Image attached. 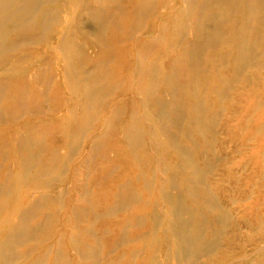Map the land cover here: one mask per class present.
Wrapping results in <instances>:
<instances>
[{"label":"rangeland","instance_id":"rangeland-1","mask_svg":"<svg viewBox=\"0 0 264 264\" xmlns=\"http://www.w3.org/2000/svg\"><path fill=\"white\" fill-rule=\"evenodd\" d=\"M135 1L114 0L110 12L104 14L106 18L77 24L76 29L74 24H67L63 40L61 38L56 42L55 37L60 33L62 25L55 24L50 19L52 22L46 30V39L44 37L39 41L40 44L27 45L24 51L19 45L11 46L0 58V71L10 68V73L1 76V86L9 90L16 79L22 77L23 82L24 76H29L32 80L27 83L26 107L33 111L34 99L38 108L35 115L29 111L23 115L17 108L11 106L7 97L0 99V185H5V188L0 190V217L11 223L15 217L14 210L19 207L17 203L20 194H23L24 190L35 189V183H38V186L48 184L49 193L61 196L59 207L48 205L42 209L35 208L30 218L32 219L30 227L41 223L46 216L55 218L57 222L47 223L44 228L35 232L36 241L23 243L16 248L19 253L28 252V256L16 264H33V260L36 259L37 264H50L53 259L51 252L59 253L62 259L59 260V264H93L91 259L77 258V254L71 249L72 244L74 248L75 245H80L96 249L95 264H149L148 260L152 255L158 262L161 259L163 264L173 263L165 256V247L162 246L164 239L161 234L165 225L155 226L152 221L153 217L158 219L157 217L162 215V205L154 208L155 205L149 203L153 204V200L160 198L155 188L164 178L161 175L162 168L172 166L177 157L170 150H164L166 147L160 146L162 137L161 141H157L159 149L154 148L155 153L151 151L149 131L157 122L151 115L155 105L154 103L141 105V99L145 98L141 90L149 83L148 80L145 81L147 77L154 81L149 94L146 93L147 98L157 96V87L162 86L163 67L168 64L170 51L162 42H153V48L145 54L146 66L151 63L152 70L143 73L141 79L144 81L137 79L136 88H131L129 70L134 61L132 54L131 57L129 55L133 44L131 38L135 36V32L132 31L137 27L135 19L132 18L136 13H131L135 5L131 4ZM154 2L157 4L159 0ZM42 5V9L45 10L49 4ZM63 5L64 0L49 5L56 9L55 19L62 20L65 17L72 19L71 9ZM76 20L81 21L79 17H76ZM153 20L154 17L149 18L147 22L143 19L139 25L144 22L148 24ZM9 27L13 28L11 25ZM16 38L15 34L7 35L6 42L11 43ZM155 48L158 49L157 54ZM74 50L75 57L71 60L63 57V53L72 54ZM227 50L228 48H221L219 52ZM102 57H105L104 68H98L96 64ZM203 57L201 53H197L193 62L199 63L193 71L207 75V81L216 86L215 89H199L207 107V116L213 121L216 136L211 145L207 146L202 138L193 134L197 132L196 127L185 118L180 119V112L175 107L173 108L175 111L164 109L161 119L165 123L167 133L176 139L179 145L191 144L193 140L198 146V157L203 161L212 162L211 171L205 180L209 185L210 181L211 185L214 183L215 188L211 190L222 211H227L232 216V222L230 228L224 226L220 228L217 224L209 227L212 230L222 229L225 233L233 229L237 235L232 241V249L241 247L242 240L248 239L246 235H254L256 241L262 242L261 246H264V64L256 69L246 68L242 73L246 82L238 84L241 78L233 79V88L227 89L219 87L213 76L203 71L205 67ZM257 59L264 61L261 57ZM155 61L158 64L154 63ZM157 67H162V70L158 71V76L154 70ZM62 69H73L75 77L65 75ZM99 73L105 77L104 80ZM77 78L80 85L75 83ZM178 81L186 83L185 77L182 76ZM197 83L200 85L198 79ZM84 87H90L88 90L93 93L91 98L93 108L86 113L72 108L73 104L79 102V99L74 97L75 91L78 93L84 91L86 90ZM33 89L42 92V95L34 96ZM175 91L176 97L177 87ZM189 93L190 89L184 85L180 89V100L182 101L183 97L187 100ZM132 96L138 101L137 105L133 102ZM65 102L68 104L65 105ZM182 104L186 109L185 100ZM101 105L105 110L95 109L102 107ZM180 107L179 105V109ZM112 110H115L116 115L109 118V129L100 132L98 130L102 126L100 117ZM131 111L135 113L133 122L129 121ZM83 117L97 129L93 131L92 125L86 123L85 132L78 135L77 131L75 135L74 128L79 123L77 120ZM70 119L71 123L68 121ZM66 121L71 134L68 137L60 134L62 129H65L63 125ZM33 124H38L39 129H28ZM129 125L139 134L135 137L136 142L132 144L133 155L123 148L121 140L122 132ZM23 129L28 133V137L42 143V146L37 145L33 150L37 155L34 161L36 166L28 168L24 173L15 164L18 156L11 147L18 137V131ZM92 135L98 136L95 141V155L87 158L86 150L89 148ZM71 148L73 150L69 151ZM243 153L248 154L250 159H256L257 164L254 165L250 160L243 161L241 159ZM116 164L122 166L121 172L116 170ZM224 169L226 171H223ZM60 172L62 177L59 178ZM186 172L185 169H178L175 172L170 167L164 174L172 179L173 185L179 186L185 185ZM30 180L35 182L31 183ZM19 181H23L24 184L21 182L18 184ZM125 181H132L133 192L139 197V201L131 206L121 207L115 214L110 215L108 209L113 206L111 194L116 190L115 186L118 183ZM166 190L170 196L181 197L187 205H194L187 194L179 193L175 187L169 186ZM127 194L126 191L123 192L124 197ZM224 196L229 200L226 201ZM257 197L258 204L254 209L251 208L253 210L247 211L248 217L258 218L262 223V227L256 233L246 223L239 224L240 220L237 218L240 206L236 200H245L243 204L247 205ZM70 209L76 214L70 215ZM198 209L196 213L203 215L204 221L210 223L213 212L202 207ZM260 210L263 211L261 216ZM37 214L42 217H38ZM140 214L146 215L141 225L134 221L135 215ZM120 234L123 237L122 242L119 240ZM204 238H210L207 229ZM116 243L119 245L115 247ZM226 246L227 241L222 238L215 252L201 257L199 263H225L228 249ZM244 248L250 251V244L246 243ZM131 252H135L134 257Z\"/></svg>","mask_w":264,"mask_h":264},{"label":"bare ground","instance_id":"bare-ground-1","mask_svg":"<svg viewBox=\"0 0 264 264\" xmlns=\"http://www.w3.org/2000/svg\"><path fill=\"white\" fill-rule=\"evenodd\" d=\"M56 1L59 0H0V58L11 46L19 45V48L24 51L27 45L40 44L39 41L44 39L48 25L52 22L50 19L55 24L61 23L62 25L60 33L55 37L56 42L61 38L63 40L64 29L67 24H74L76 29L77 24H82L92 19L97 20L98 18L102 20L106 18L104 14L110 12L114 3V0H93V2L92 0H64V5L71 9L73 17L72 19L65 17L62 20H58L55 19L56 9L49 6ZM42 4H49L47 5L48 8L43 10ZM131 5H135L131 13H136V16L133 15L132 18L137 23V27L132 31L133 33L135 32V36L131 38L133 39V44L130 48L131 53L129 55L131 57L132 54V60L134 61L129 70V77L132 81L131 88H136L135 81L137 79L142 80L143 73L152 70L151 63L149 66H146L147 60L145 59V54L146 51H150L153 48V42H162L164 47L170 51L168 53V64L166 67H163L161 78L162 86L157 87V96L147 98L146 93L149 94V90L154 83L148 77L145 81L148 80L149 83L145 84L141 90L145 97L141 99V105L145 106L151 103L155 105V109L151 110V115L157 122L149 131V141L152 142L151 151L155 153L154 148L158 147L159 149L157 141H161L162 137L160 146L166 147L164 150H170L177 157V161L172 166L162 168L163 173L161 175L164 178L156 184L155 188L160 198L153 200V204L149 203L150 205H155L154 208L162 205V215L157 217L158 219L153 217L152 221L155 226L157 224L165 225L161 234L162 239H164L162 246L165 247V256L171 259L172 264H200L199 259L215 252L221 239L225 238L227 241L226 249H228L227 261L223 264H264V246H261L262 242L256 241L257 238L254 235H246L248 239L242 240V246L232 249V241L237 235L233 229L225 233L222 229L212 230L209 227V225L217 224L219 227L224 226L225 228H230L232 222V216L227 211H222L216 196L211 190V188H215L214 183L211 185L212 182L210 181L209 185L205 180L206 175L211 171L212 162L203 161L198 157V146L195 145L193 140L191 144L179 145L176 139H173L167 133L165 123L161 119V113L164 109H173L175 107L180 112V119L185 118L196 127L198 133L193 132V134L196 137L202 138L207 146L211 145L216 135L214 126L212 125L213 121L207 116V107L204 105L203 97L200 95L199 89H215L216 86L214 87L210 81H207V75H202L198 72L194 73L193 70L199 62L194 63L193 59L197 53H201L204 56L205 67L203 71L211 74L217 81L219 87L231 89L233 88L232 80L238 78H241L238 80V84L246 82V78L242 74L243 71L249 67L255 69L260 68L264 64V61L257 59L261 57L264 60V0H159L157 4L154 0H136ZM76 17H79L81 21H77ZM151 17H154L153 21L148 24L144 22L139 25L143 19H146L147 22ZM10 25L13 28H10ZM77 33H79L78 30ZM131 33L128 34L129 38L131 37ZM11 34L17 35V38L11 43L6 42L7 35ZM221 48H228V50L226 52H219ZM156 51L158 52L157 48H155ZM63 57L66 60H71V58L75 57V50L72 54L63 53ZM104 60L105 57L100 58L96 67L104 68ZM154 63L158 64L156 61ZM154 70L157 71L158 76V71H161L162 67H157ZM62 72L65 75L75 77L73 69H62ZM7 73H10V68H6L5 71H0V81L1 76ZM181 76L185 77L186 83L178 81ZM100 77L103 80L105 78L101 74ZM21 78L16 79L9 90L1 86L0 83V99L7 97L11 106L17 108L20 114L24 115L25 112L27 113L29 111L26 107L28 102L27 83L32 78L25 75L23 82H21ZM196 78L200 81V85L197 83ZM75 83L80 85L79 78L75 79ZM184 85L190 89L187 100L184 97L182 98V101L185 100L186 109H184L182 101L180 100V89ZM175 87H177L176 97ZM88 88L90 87H84L86 90H81L79 93L75 91L74 97L78 98L79 102L73 104L72 108L75 107L77 111L84 113L93 108L91 106L93 93ZM33 90L32 93L34 96L37 94L38 96L42 95V92ZM209 92L212 91L209 90ZM138 93L141 94L140 92ZM34 96L32 97L34 98ZM132 98L135 105H137L138 101L133 96ZM130 100L128 99V101ZM32 102L35 113L33 111L29 112L35 115L38 113L37 102H34V99H32ZM65 103V105L68 104V102ZM179 105L181 106L180 109ZM95 109L105 110V107H95ZM173 110L175 111V109ZM112 111L100 117V125H102L98 129L100 132H105L109 129V118H114L116 115L115 110ZM134 119L135 113L131 111L129 113V121L133 122ZM71 120L68 121L71 123ZM77 122L79 123L74 128L76 131L75 135H77V131L78 135L80 133L83 134L87 127L85 124H91L86 117L77 120ZM37 125L33 124L28 129L38 130L39 127ZM63 127L65 129H62L60 134L68 137L70 131L67 121ZM132 127L129 125L125 128L122 132L121 140L123 148L133 155L132 144L136 142L135 137L139 134ZM91 129L95 131L97 128L92 125ZM17 134L18 137L11 147L18 156L15 164L24 173L28 168H34L36 166L34 161H36L37 155L33 150L37 148V145L42 146V143H40V140L28 137V133L24 129L18 131ZM97 138L98 136L92 135L89 141V148L86 150L87 158L95 155L94 148ZM186 138L189 139L188 136ZM65 141L67 142V139ZM75 142L76 140L74 139ZM72 150L71 148L69 151ZM250 158L246 153H243L241 157L243 161L250 160L256 165L257 160ZM152 161L157 162L155 160ZM170 167L175 172L178 169H185L187 171L184 180L185 185L175 186L173 185L172 179L169 176H165L164 173ZM116 170L121 172L122 166L117 165ZM223 171H226V169ZM58 177H62L61 172ZM30 181L31 183L35 182V180ZM20 182L22 185L24 184L23 181H19L18 184ZM169 186L175 187L179 193L183 192L187 194L194 205H187L181 197L170 196L166 190V187ZM3 187L5 188V185H0V190ZM38 187L44 191H40ZM115 187L116 190L111 194L113 206L108 209L110 215L115 214L121 207L131 206L139 201V197L133 192L132 181L118 183ZM48 188H50L48 184L42 186L39 184L38 186V183H35V189L24 190L23 194L19 192L20 196L17 203L19 207L14 210L15 217L13 221L8 223V221L0 217V264H16L18 261L25 259L28 256V252L19 253L16 251V248L23 243L26 244L36 241L34 238L35 232L44 228L47 223L55 224L57 222L55 218L51 219V217L46 216L36 226H29L32 220L30 218L36 207L42 209L48 205L54 207L60 206L61 196L59 194L54 195L49 193L47 191ZM124 191L128 193L126 197L123 195ZM224 197L226 201L229 200L227 196ZM77 200H79V197H77ZM244 201L236 200L240 206L238 207L240 210L237 218L240 220L239 224L246 223L250 229L257 233L259 228L262 227V223L259 222L258 218L248 217L247 211L253 210L258 204V197L252 203H247V205L243 204ZM199 207L213 212L210 223L204 221L203 215L196 213ZM215 212L216 214H214ZM262 212L260 210V216ZM69 214L75 215L76 213L70 209ZM152 214L155 216L154 213ZM37 216L40 217L41 215L37 214ZM145 216V214L135 215V219H133L137 224L141 225ZM206 229L208 233L210 232L209 239L204 238ZM122 238L120 234L119 240L121 242ZM246 243L250 244V251L245 250ZM117 245L119 243H116L115 247ZM71 249L77 254V258L91 259L93 264L96 263V249H89L88 247H82L80 245H75L74 248L73 244ZM51 253H53V259L50 264H59V260L62 261L59 253ZM131 253L134 257L135 252ZM36 260H33V264H37ZM148 261L149 264H163L161 259L158 262L153 255ZM165 264H169V262H165Z\"/></svg>","mask_w":264,"mask_h":264}]
</instances>
